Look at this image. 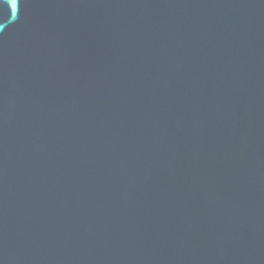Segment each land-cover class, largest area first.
I'll return each instance as SVG.
<instances>
[{"label":"water","instance_id":"obj_1","mask_svg":"<svg viewBox=\"0 0 264 264\" xmlns=\"http://www.w3.org/2000/svg\"><path fill=\"white\" fill-rule=\"evenodd\" d=\"M0 264H264V0H0Z\"/></svg>","mask_w":264,"mask_h":264}]
</instances>
